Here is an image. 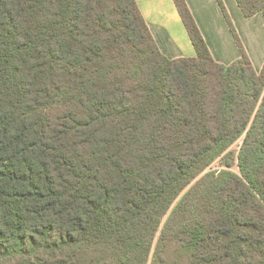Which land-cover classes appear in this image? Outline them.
Segmentation results:
<instances>
[{"label":"trees","instance_id":"1","mask_svg":"<svg viewBox=\"0 0 264 264\" xmlns=\"http://www.w3.org/2000/svg\"><path fill=\"white\" fill-rule=\"evenodd\" d=\"M216 1L227 65L185 0L175 59L135 0H0V264H264V62Z\"/></svg>","mask_w":264,"mask_h":264},{"label":"crops","instance_id":"2","mask_svg":"<svg viewBox=\"0 0 264 264\" xmlns=\"http://www.w3.org/2000/svg\"><path fill=\"white\" fill-rule=\"evenodd\" d=\"M135 1L159 51L164 56L169 59L194 56V47L173 0ZM185 2L213 59L227 65L239 58L238 47L217 1ZM222 3L231 13L230 16H234L239 23L238 26L234 20L236 32L250 62L253 61L252 55L256 57L258 51L259 71L264 62V17L261 13L244 17L235 0H222Z\"/></svg>","mask_w":264,"mask_h":264},{"label":"rangeland","instance_id":"3","mask_svg":"<svg viewBox=\"0 0 264 264\" xmlns=\"http://www.w3.org/2000/svg\"><path fill=\"white\" fill-rule=\"evenodd\" d=\"M226 8V7H225ZM226 11H227V14H228V16H229V19H230V21H231V23H232V25L234 26V28L236 27L235 26V24H234V20L236 21V23L238 24V26H239V23L237 22V20H236V18L233 16H230V12H229V10L226 8ZM226 25V24H225ZM235 30H236V28H235ZM240 38V37H239ZM258 54V51H256V57H254V55H252L253 56V61H251V63H252V66H253V68H254V70L256 69H259V67H260V56L259 55H257ZM258 71V70H257ZM237 148H238V146H237V144H234L232 147H231V150H233V151H235V150H237ZM211 168L212 169H217V168H220V162L219 161H216V162H214L213 163V165L211 166ZM234 169V168H233Z\"/></svg>","mask_w":264,"mask_h":264}]
</instances>
